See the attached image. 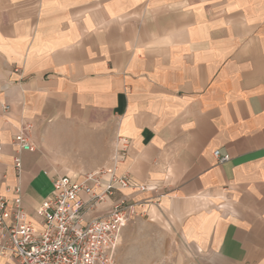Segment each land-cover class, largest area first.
Here are the masks:
<instances>
[{"label": "crops", "instance_id": "obj_1", "mask_svg": "<svg viewBox=\"0 0 264 264\" xmlns=\"http://www.w3.org/2000/svg\"><path fill=\"white\" fill-rule=\"evenodd\" d=\"M119 137L115 174L150 189L114 199L201 264H264V0H0V194L17 183L33 217L52 178L108 172Z\"/></svg>", "mask_w": 264, "mask_h": 264}, {"label": "built area", "instance_id": "obj_2", "mask_svg": "<svg viewBox=\"0 0 264 264\" xmlns=\"http://www.w3.org/2000/svg\"><path fill=\"white\" fill-rule=\"evenodd\" d=\"M2 110L8 112L9 106L4 105ZM27 131L22 129L11 140L16 178L22 170L20 155L35 152ZM130 148V140L117 138L113 166L108 172L85 174L80 180L69 176L52 178L51 191L33 217L24 209L19 185L6 187L11 198L0 194V257L10 256L15 264H114L122 231L131 218L144 213L140 210L142 204L124 196L114 198L126 190L150 189L128 176L115 174ZM2 153L0 143V161ZM213 156L219 164L228 160L219 157L217 151ZM107 201L110 205L102 217H87Z\"/></svg>", "mask_w": 264, "mask_h": 264}, {"label": "rangeland", "instance_id": "obj_3", "mask_svg": "<svg viewBox=\"0 0 264 264\" xmlns=\"http://www.w3.org/2000/svg\"><path fill=\"white\" fill-rule=\"evenodd\" d=\"M143 214L131 218L122 231L114 264H201L180 243L167 218L150 221Z\"/></svg>", "mask_w": 264, "mask_h": 264}]
</instances>
